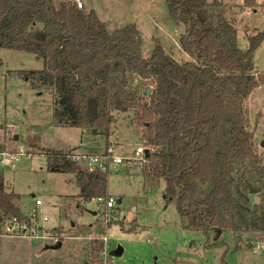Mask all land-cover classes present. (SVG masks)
<instances>
[{
	"label": "trees",
	"instance_id": "16d2710c",
	"mask_svg": "<svg viewBox=\"0 0 264 264\" xmlns=\"http://www.w3.org/2000/svg\"><path fill=\"white\" fill-rule=\"evenodd\" d=\"M166 1L170 17L186 27L180 43L191 60L178 61L159 41L142 56L136 24L110 32L95 10L72 0H0V51L32 52L44 61L42 69L18 74L53 92L54 126L108 133L114 111L132 110V126L146 146L145 188L165 181L164 198L175 201L183 228L216 237L264 233V163L246 112L249 95L264 85L253 61L264 30L249 35L243 50L222 2ZM138 77L154 84L149 101L133 87ZM37 148L49 171L75 175L83 202L112 197L107 169H84L71 150ZM5 181L0 170V221L25 219ZM252 189L258 203L251 204ZM103 244L94 241L92 255Z\"/></svg>",
	"mask_w": 264,
	"mask_h": 264
},
{
	"label": "rangeland",
	"instance_id": "374dc122",
	"mask_svg": "<svg viewBox=\"0 0 264 264\" xmlns=\"http://www.w3.org/2000/svg\"><path fill=\"white\" fill-rule=\"evenodd\" d=\"M54 1L59 5L65 0ZM80 1L81 9L95 10L110 32L136 24L142 56L149 57L159 41L178 61L192 59L181 46L180 25L170 17L166 0ZM217 1L225 3L221 10L236 28L238 45L246 50L248 36L264 30V0H255L250 6L243 0ZM253 61L256 70L264 72V44L256 49ZM43 66L44 61L32 52L0 51V74L4 75L0 79V122L7 125L0 129V145L18 153V159L2 169L6 187L18 195L16 201L23 212L37 211L41 222L43 216L49 218L42 227L43 238L0 235V264H105V259L108 264H264V233L223 232L216 237L213 231L206 234L185 229L175 201L164 198L165 181L145 188V162L135 151L145 144L132 126V110L114 111L108 133L54 126L53 92L34 87L18 74L19 70ZM153 85L151 80L138 77L133 87L149 101L146 91ZM246 112L248 129L254 130L264 163V85L249 95ZM30 144L96 154L102 163L107 161L108 190L114 206L104 208L97 198L83 202L75 175L49 171L42 150ZM110 156L122 160L114 163ZM256 197L260 198L252 189L251 204ZM37 199L41 205H36ZM50 220L55 221L54 227ZM101 240L104 250L92 255L94 241ZM118 246L123 248L120 256L114 254Z\"/></svg>",
	"mask_w": 264,
	"mask_h": 264
},
{
	"label": "built area",
	"instance_id": "2783aa9c",
	"mask_svg": "<svg viewBox=\"0 0 264 264\" xmlns=\"http://www.w3.org/2000/svg\"><path fill=\"white\" fill-rule=\"evenodd\" d=\"M77 6L79 8H83V4L80 0H76ZM4 75L0 74V79L3 78ZM7 126L0 122V129L3 128L2 126ZM1 144V143H0ZM0 145V170H2L6 164H8L9 161L17 160L18 159V153L12 152L7 149H4ZM136 154L141 155L139 157L143 163L146 161L145 153H146V146L140 145L136 148ZM28 157H30V154H27ZM112 162L119 163L121 162L122 158L120 156H110L109 157ZM75 159L77 162L82 166L84 169H88L90 171L94 169H101L106 170L107 161L105 163L101 162V159L99 156L95 155H76ZM98 201L104 203V208H111V206H114V198L110 197L109 199H104L102 197L97 198ZM36 205H41L42 201L41 199H37L35 201ZM26 218L25 219H19L18 217H7L3 218L0 221V235H9V236H17V237H31L34 239H38L45 237V230L42 229L44 226L45 221H49V218L47 216L42 217V222L37 217V211L32 213H25ZM50 223L52 225H55V221L50 220ZM105 259V264H108V262Z\"/></svg>",
	"mask_w": 264,
	"mask_h": 264
},
{
	"label": "water",
	"instance_id": "95a60500",
	"mask_svg": "<svg viewBox=\"0 0 264 264\" xmlns=\"http://www.w3.org/2000/svg\"><path fill=\"white\" fill-rule=\"evenodd\" d=\"M186 33V27L184 24H181L179 27V35L182 36ZM151 90V87L148 88V92ZM255 201L258 203L260 201L259 197H256ZM123 253V248L121 246H118L117 249L114 251L115 255H121Z\"/></svg>",
	"mask_w": 264,
	"mask_h": 264
},
{
	"label": "crops",
	"instance_id": "0c3cea01",
	"mask_svg": "<svg viewBox=\"0 0 264 264\" xmlns=\"http://www.w3.org/2000/svg\"><path fill=\"white\" fill-rule=\"evenodd\" d=\"M222 3H223V5H225L224 2H222ZM3 122H5V121L3 120ZM5 127H6V126H5ZM10 131H12V130H10ZM12 132H14V131H12ZM16 139H18V136L16 137ZM74 154H76V153L74 152ZM76 155H81V154L77 153ZM82 155H85V154H82ZM87 155H90V154H87ZM53 227H54V225H53Z\"/></svg>",
	"mask_w": 264,
	"mask_h": 264
}]
</instances>
